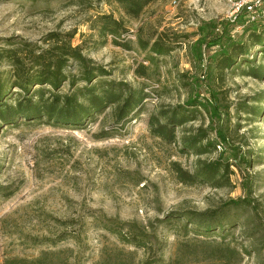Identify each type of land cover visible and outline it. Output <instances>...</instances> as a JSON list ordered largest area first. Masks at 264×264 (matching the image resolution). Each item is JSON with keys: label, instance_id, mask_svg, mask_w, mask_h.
I'll return each instance as SVG.
<instances>
[{"label": "rangeland", "instance_id": "obj_1", "mask_svg": "<svg viewBox=\"0 0 264 264\" xmlns=\"http://www.w3.org/2000/svg\"><path fill=\"white\" fill-rule=\"evenodd\" d=\"M241 1L154 0L130 18L115 2L0 0L3 76L12 74L7 50L21 49L25 42L40 46L50 31H74L73 45L107 69L105 79L147 93L121 121L112 107L80 126L46 118L0 121V264L41 256L43 264H264V74L257 78L225 70L221 81L214 70L220 49L246 36L247 13L236 10ZM257 5L256 13L264 11V1ZM99 13L123 20L127 32L119 40L130 41L129 49L113 44L110 36L102 43L90 29ZM139 27L144 38L162 33L168 39L171 50L157 64H150L147 51L138 46ZM140 63L148 66L145 77L134 73ZM67 71L77 73L72 67ZM86 85L66 79L59 92ZM195 96L217 101L221 116L210 120L202 111L191 125H220L238 148L237 159L230 161L240 169L232 166L227 186L183 183L173 166L192 171L198 157L214 159L221 146L200 156L183 154L178 142L150 133L151 114ZM239 105L259 106L261 113H245ZM208 135L215 138L210 128ZM243 156L249 165L241 163ZM240 197L252 205L233 209L236 221L224 233L217 226L204 236L183 216L174 220L187 211L226 209ZM118 229L145 232L146 246L120 238Z\"/></svg>", "mask_w": 264, "mask_h": 264}, {"label": "trees", "instance_id": "obj_2", "mask_svg": "<svg viewBox=\"0 0 264 264\" xmlns=\"http://www.w3.org/2000/svg\"><path fill=\"white\" fill-rule=\"evenodd\" d=\"M97 1L115 2L127 16L137 18L154 0ZM237 19L238 17L234 21L237 22ZM247 22L249 24L244 29L245 38L229 40L214 58L215 76L221 81L225 77V70L229 72L236 70L239 75H251L257 78L264 74V18L259 17L253 22L248 20ZM90 29L96 32L102 43L106 42L107 37L110 36L113 44L125 49L130 48V41L119 40L121 35L127 32L123 20L114 17L112 13L96 15L90 20ZM142 31L143 27H139L138 46L147 51L146 60L150 64H157L159 56L168 54L171 50L168 39L162 33H159L155 39L144 38ZM74 35V31H50L41 39L40 46L25 42L21 49L6 51L12 74L7 78L2 74L5 72L0 73V121L15 123L19 117L39 118V120L46 118L56 123L80 126L85 125L94 117V114L107 107H112L117 121L132 115L136 106L147 95L144 88L131 87L130 84L115 79H105L104 77L109 75L107 69L88 58L81 45H73ZM253 48L257 50L251 53L249 58ZM259 61L261 63H256ZM69 67L75 69L77 73L68 72ZM147 68V65L140 63L134 69V73L136 76L145 77ZM99 76H102V79L95 80ZM66 79L71 85L79 81L87 85L69 93H61L59 88L62 81ZM36 85L38 86L35 87ZM11 88H18L21 93L11 92ZM219 108L221 105L217 101L203 102L195 96L189 97L183 104L160 109L149 117L150 133L167 143L178 142L180 152L183 154L193 153L200 156L216 151L217 146H221V151L214 159L198 157L192 171H184L177 163H173L178 178L183 183H201L220 188L231 184L230 177L234 174L232 166L240 169L237 161H230L231 158L237 159L238 148L230 142L229 134L222 126L210 125L203 128L202 124L197 127L191 125L200 120L202 111L210 120L221 116ZM225 108L228 112V107ZM238 108L249 114L261 113V108L255 105H239ZM209 128L215 132L214 139L208 135ZM241 159V163L245 166L249 165L250 161L244 156ZM243 203L252 205L250 200L240 197L231 200L226 205V209L187 211L174 216L176 217L174 220L177 221L180 216H183L187 222H194L195 229L204 236H210L217 226H220L221 232L224 233L236 221V217L230 213ZM171 220L173 219L167 217L161 219L168 222ZM115 232L120 238L138 247L146 246L145 232L127 231L125 233L122 229ZM43 259L42 256L34 259H5L2 264H41Z\"/></svg>", "mask_w": 264, "mask_h": 264}, {"label": "built area", "instance_id": "obj_3", "mask_svg": "<svg viewBox=\"0 0 264 264\" xmlns=\"http://www.w3.org/2000/svg\"><path fill=\"white\" fill-rule=\"evenodd\" d=\"M258 0H244L237 4L236 10H240L241 8L245 10L247 13V20L254 21L259 17L264 18V11L256 13L257 8L260 5H257ZM264 1V0H261Z\"/></svg>", "mask_w": 264, "mask_h": 264}]
</instances>
